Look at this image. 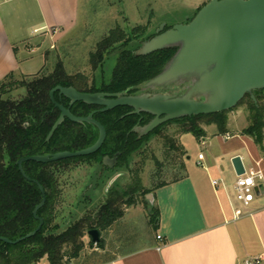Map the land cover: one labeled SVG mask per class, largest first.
Returning <instances> with one entry per match:
<instances>
[{"label":"trees","instance_id":"16d2710c","mask_svg":"<svg viewBox=\"0 0 264 264\" xmlns=\"http://www.w3.org/2000/svg\"><path fill=\"white\" fill-rule=\"evenodd\" d=\"M169 27H165L168 29ZM138 29H135L136 31ZM139 35V34H138ZM137 35L127 36L123 30H110L97 45V49L89 56L92 69L95 71L102 66L104 57L118 49V57L113 68L111 78L91 81L85 75H68L61 63L56 64L51 73H39L23 77L20 82L14 81L12 73L0 81V237L11 241L19 239L33 231L38 222L33 217L34 208L40 203L42 196L36 181L45 193V204L37 212L44 224L41 230L32 238L16 245L5 244L0 241V264H39L46 258L48 264H70L78 259L86 247L93 245L86 233L96 229L100 233L108 230L116 221L123 217L121 205L132 207L139 204L138 198L151 194L157 188L167 185L161 182L151 191L139 192V183L131 187L126 193L128 200L116 201L107 197L106 201L98 205L97 209H84L82 214L69 222L66 228L59 232L56 219L55 205L60 197L59 177L69 163L77 161H95L101 163L102 158L113 157L121 153L117 159L116 167L128 163L134 152L138 151L142 143L152 134L158 133L165 125H161L152 133L138 139L131 129L141 116H144L141 125H144L151 116L128 115L131 111L127 107H118L107 112H96L93 118L106 130V139L100 150L90 156L65 159L58 162L41 164L27 161L22 164L25 175L31 180L27 181L18 170L17 161L30 156H41L63 151L75 152L95 143L98 130L91 124H76L65 119L54 132L49 141L46 137L56 119L59 111L50 99L49 92L56 86L73 87L82 93H132L134 90L158 75L165 64L175 54L176 48L154 52L147 56L136 57L135 51L126 47ZM150 35L143 41L153 37ZM139 47V46H138ZM23 90V95L17 99H2V96L12 89ZM255 101L246 95L235 107L245 105L249 113L248 126L242 131L253 139L255 144L261 146L264 140V89L253 92ZM56 101L64 107L69 106L65 98ZM233 108V109H235ZM96 106H88L81 102L72 105L69 110L77 117H86L92 111H98ZM233 109L211 115L193 116L171 122H180L187 126L183 133L191 134L197 140L205 137L201 126L214 125L219 135L227 132V113ZM170 123V122H168ZM166 123V124H168ZM170 147L178 151L173 141ZM105 168V167H104ZM108 169V168H105ZM183 176L173 180L176 182ZM111 193L109 192V195ZM149 204V202H146ZM153 210V219L157 212ZM152 217V216H151ZM101 244L97 248H101Z\"/></svg>","mask_w":264,"mask_h":264},{"label":"crops","instance_id":"0c3cea01","mask_svg":"<svg viewBox=\"0 0 264 264\" xmlns=\"http://www.w3.org/2000/svg\"><path fill=\"white\" fill-rule=\"evenodd\" d=\"M79 1L0 0V81L10 73L30 77L43 69L27 71L30 66H23V58L46 43L53 49L77 26ZM239 116L228 114L222 135L214 125L204 127L195 167L184 163L183 178L151 193L149 206L157 212L153 240L100 264H264V196H257L239 219L232 217V206L237 205L234 157H240L245 169L258 163L264 187V140L259 146L243 135L247 124L240 125ZM212 180L219 182L217 188ZM139 208L132 206L125 215Z\"/></svg>","mask_w":264,"mask_h":264},{"label":"rangeland","instance_id":"374dc122","mask_svg":"<svg viewBox=\"0 0 264 264\" xmlns=\"http://www.w3.org/2000/svg\"><path fill=\"white\" fill-rule=\"evenodd\" d=\"M209 1L80 0L77 26L61 42L53 44V49H49L50 44L46 43L36 53L25 56L27 58H23L22 64L30 66L27 71L33 70L32 72L36 73L43 68L41 71L51 73L56 64L61 63L68 75L82 74L89 81L92 78L109 81L118 57V49L106 55L102 66L95 71L89 56L96 51L97 45L110 30L121 29L129 37L132 33L137 35L126 47L135 51L144 38L154 35L161 25L172 27L189 23ZM135 29L138 30L134 31ZM13 79L20 82L23 77L14 76ZM172 86L175 87L171 89L173 94L183 91V88L177 85ZM23 93V90L14 88L2 96V99H17ZM231 112L240 115V125L243 121L248 126L249 113L245 105L228 112L227 116ZM201 126L204 129L205 122H202ZM186 127L180 122L165 124L158 133L152 134L142 143L141 148L133 153L127 164L118 168L114 166L112 169H105L92 160L66 165L59 177L61 193L55 205L56 219L53 224L58 225V231H63L84 209L96 210L107 197L118 202L128 200L126 193L137 182L139 192L151 191L161 182L170 183L184 176V163L190 168L195 167L194 162L200 151L198 140L191 134L183 133ZM169 141L174 142L179 152L170 147ZM187 157L190 160H187ZM146 197L147 195L145 200L138 198L140 208L131 210L126 215L125 210L131 207L121 205L124 214L111 226L112 233L109 232L111 227L101 232L102 247H86L78 259L70 264H100L112 256L123 255L148 245L153 240L155 219L150 203H146ZM39 264L48 262L43 258Z\"/></svg>","mask_w":264,"mask_h":264},{"label":"water","instance_id":"95a60500","mask_svg":"<svg viewBox=\"0 0 264 264\" xmlns=\"http://www.w3.org/2000/svg\"><path fill=\"white\" fill-rule=\"evenodd\" d=\"M165 27V24L161 25L155 36L141 42L134 55L142 57L171 48H176V52L163 70L140 88L165 89L177 85L184 87L183 91L176 94L159 92L127 96L120 93H82L73 87H54L49 92V99L58 109L59 116L46 141L51 139L65 119L76 124L95 126L98 137L93 145L79 151L19 159L17 166L24 179L31 181L23 171L24 162L48 164L97 153L106 139V130L93 118L96 112L127 107L131 109L129 115L151 116L152 119L145 126L133 128L140 139L171 121L229 111L246 95L255 101L253 92L264 89V0H210L189 23L177 24L168 29ZM56 92L59 99L69 101L67 108L56 101ZM77 102L100 109L92 111L86 117H77L69 110ZM120 154L116 153L112 159L104 157L102 165L112 169ZM231 164L236 176L244 174L240 157H234ZM33 182L42 196L32 213L38 226L14 241L0 237V241L5 244L16 245L34 237L44 224L37 212L45 204V193L36 181ZM261 188L259 186L255 189L257 196ZM146 200L151 204L152 195L148 194ZM86 235L92 245L101 244V233L98 230H89Z\"/></svg>","mask_w":264,"mask_h":264},{"label":"built area","instance_id":"2783aa9c","mask_svg":"<svg viewBox=\"0 0 264 264\" xmlns=\"http://www.w3.org/2000/svg\"><path fill=\"white\" fill-rule=\"evenodd\" d=\"M203 155L199 154L198 159L202 160ZM263 180V175L259 169V164L256 163L254 167L249 169L244 168V174L237 176L234 182L233 191H234V202L236 206H232V217L233 220H237L244 215V209L248 208L254 199L257 197L255 189L261 185ZM211 185L215 188L219 186L217 180H212ZM264 196V187L259 189V195ZM161 237L157 236V240H160ZM157 251L160 248L156 249ZM256 264L259 263L258 260L255 261Z\"/></svg>","mask_w":264,"mask_h":264},{"label":"flooded vegetation","instance_id":"af4514ba","mask_svg":"<svg viewBox=\"0 0 264 264\" xmlns=\"http://www.w3.org/2000/svg\"><path fill=\"white\" fill-rule=\"evenodd\" d=\"M154 36H155V33H154ZM141 44V43H140ZM168 62V61H167ZM172 88H175L174 86H169V87H167V88H165V89H163V88H155V89H149V90H146V89H143V88H140V86L139 87H137L135 90H134V92H132V93H120V94H122V95H127V96H136V95H140V94H144V93H148V94H155V93H159V92H163V93H169V94H173L172 92H171V89ZM184 88V87H183ZM131 112V111H130ZM128 115H129V112L127 113ZM143 119H144V116H141L140 118H139V120H138V122H137V124L135 125V126H138V127H143V126H145L151 119H152V117L144 124V125H141V122L143 121ZM135 126H133L132 127V129H131V133H133V132H135V131H133V128L135 127ZM136 133V132H135ZM137 134V133H136ZM138 136V135H137ZM106 157H108V156H106ZM110 159H112L113 157H109ZM103 159V158H102ZM118 159V158H117ZM105 168H108V167H105ZM109 169V168H108Z\"/></svg>","mask_w":264,"mask_h":264}]
</instances>
